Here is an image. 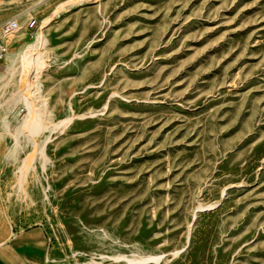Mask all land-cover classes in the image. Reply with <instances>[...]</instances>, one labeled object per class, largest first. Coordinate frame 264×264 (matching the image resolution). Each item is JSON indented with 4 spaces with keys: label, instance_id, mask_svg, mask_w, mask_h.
<instances>
[{
    "label": "rangeland",
    "instance_id": "374dc122",
    "mask_svg": "<svg viewBox=\"0 0 264 264\" xmlns=\"http://www.w3.org/2000/svg\"><path fill=\"white\" fill-rule=\"evenodd\" d=\"M0 41V216L47 264H264V0H0Z\"/></svg>",
    "mask_w": 264,
    "mask_h": 264
},
{
    "label": "crops",
    "instance_id": "0c3cea01",
    "mask_svg": "<svg viewBox=\"0 0 264 264\" xmlns=\"http://www.w3.org/2000/svg\"><path fill=\"white\" fill-rule=\"evenodd\" d=\"M0 264H47L42 231L17 229L0 216Z\"/></svg>",
    "mask_w": 264,
    "mask_h": 264
},
{
    "label": "built area",
    "instance_id": "2783aa9c",
    "mask_svg": "<svg viewBox=\"0 0 264 264\" xmlns=\"http://www.w3.org/2000/svg\"><path fill=\"white\" fill-rule=\"evenodd\" d=\"M34 25V22H31L29 24V27L32 28ZM9 29V31L13 30L15 28V23H9L5 29ZM4 56H5V48L2 44V42L0 41V64L2 63L3 59H4Z\"/></svg>",
    "mask_w": 264,
    "mask_h": 264
},
{
    "label": "bare ground",
    "instance_id": "6f19581e",
    "mask_svg": "<svg viewBox=\"0 0 264 264\" xmlns=\"http://www.w3.org/2000/svg\"><path fill=\"white\" fill-rule=\"evenodd\" d=\"M36 46V45H35ZM31 48V47H30ZM36 48V47H35ZM32 50V49H31ZM35 49H33V51H34ZM37 54V53H36ZM26 59H28V57L26 58ZM33 59H34V57H33ZM13 60H14V58H13ZM32 61V60H31ZM30 61V62H31ZM25 62H26V60H25ZM34 63V62H33ZM36 64V63H35ZM35 66V65H34ZM31 68H32V66H31ZM26 70H27V67H26ZM26 72V71H25ZM29 87V86H28ZM28 98V97H27ZM26 97H23L22 98V100H23V102H24V104L26 105V107H28V101H29V99H27ZM30 105V104H29ZM33 113H34V111H33ZM28 118L32 121V119H33V114L30 112V110H28V112H27V115H26V118H25V120H24V122H27V120H28ZM32 123V122H31ZM30 123V124H31ZM24 125V124H23ZM30 126V125H29Z\"/></svg>",
    "mask_w": 264,
    "mask_h": 264
}]
</instances>
